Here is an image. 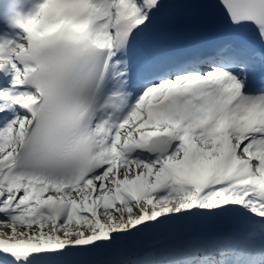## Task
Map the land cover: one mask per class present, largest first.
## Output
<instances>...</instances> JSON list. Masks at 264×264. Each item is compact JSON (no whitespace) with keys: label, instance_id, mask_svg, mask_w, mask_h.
I'll use <instances>...</instances> for the list:
<instances>
[{"label":"snow or ice","instance_id":"6c2138e0","mask_svg":"<svg viewBox=\"0 0 264 264\" xmlns=\"http://www.w3.org/2000/svg\"><path fill=\"white\" fill-rule=\"evenodd\" d=\"M205 5L227 38L158 55ZM212 217L247 230L119 264H264V0H0V264H85Z\"/></svg>","mask_w":264,"mask_h":264},{"label":"bare ground","instance_id":"6f19581e","mask_svg":"<svg viewBox=\"0 0 264 264\" xmlns=\"http://www.w3.org/2000/svg\"><path fill=\"white\" fill-rule=\"evenodd\" d=\"M246 230L247 226L244 221L235 217L175 221L159 225L150 232L125 239L116 247L105 251V254L108 256L121 254L117 258L119 264L120 260L130 258L146 250L184 249L185 246L187 248L188 245L198 244L221 235L243 236ZM124 252H128V254ZM95 255L85 259L92 258Z\"/></svg>","mask_w":264,"mask_h":264},{"label":"rangeland","instance_id":"374dc122","mask_svg":"<svg viewBox=\"0 0 264 264\" xmlns=\"http://www.w3.org/2000/svg\"><path fill=\"white\" fill-rule=\"evenodd\" d=\"M3 230H4L3 228H0V231H3ZM124 253L128 254V252H124ZM119 255L108 256L107 254H105V252H101L92 258L85 259V264H116L118 261L117 258Z\"/></svg>","mask_w":264,"mask_h":264}]
</instances>
